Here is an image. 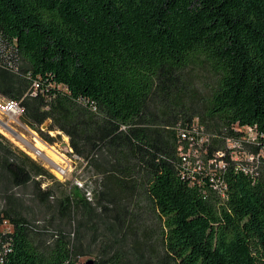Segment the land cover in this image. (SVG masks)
I'll return each instance as SVG.
<instances>
[{"label": "trees", "instance_id": "16d2710c", "mask_svg": "<svg viewBox=\"0 0 264 264\" xmlns=\"http://www.w3.org/2000/svg\"><path fill=\"white\" fill-rule=\"evenodd\" d=\"M0 97L90 174L0 133V264H264V0H0ZM194 126L223 167L183 160Z\"/></svg>", "mask_w": 264, "mask_h": 264}, {"label": "built area", "instance_id": "2783aa9c", "mask_svg": "<svg viewBox=\"0 0 264 264\" xmlns=\"http://www.w3.org/2000/svg\"><path fill=\"white\" fill-rule=\"evenodd\" d=\"M0 114L6 115L10 119H12L14 122H16L20 126H25L20 122V116L22 114V108L17 102L14 101H0ZM0 128H3L5 131H7L11 136H14L15 138H18L21 144L25 147L27 152L33 154L35 157H39L43 161H45L48 166H51V170L53 171L54 177L59 181H64L69 175V172L76 171V173H80L84 170V167L86 166L87 162L82 157H80L78 154L74 153L72 149L69 146L68 140L64 144V147H61L63 149L64 155H60L58 150L55 148V146L50 145L46 142L43 144L46 146L45 150H40L35 145L31 144L30 142L26 141L23 137L19 136L10 126L7 122H4L0 119ZM31 130V129H30ZM190 134L182 133V137L187 142V148L185 152H182L183 160L189 165L193 170H201L205 169L206 172H212L214 168H220L223 167L224 163L222 161V157L225 155V151H217L214 153L212 158H209L207 162L204 161L205 154L207 152V147L205 144L209 143L210 137L209 134H207L202 127L198 128L196 126L193 127V130ZM67 139L66 137H64ZM255 139L254 133L251 131V129L248 130V137H247V143H253ZM36 140V139H35ZM42 140V139H41ZM229 142L232 143V146H227ZM236 143H239V146H235ZM56 145V144H55ZM225 146L228 151L233 155L235 152L232 151L233 149L242 150V141L241 140H231L228 139L225 142ZM234 147V148H233ZM46 151H52L57 152L61 158V161L63 164H59L54 160H51L50 157L46 154ZM223 152V153H222ZM33 157V156H32ZM244 161L247 163H253L254 158L252 156H248L244 154L242 156ZM234 159H237L235 156ZM79 165V168H78ZM205 165V166H204ZM253 168V167H251ZM250 168V170H252ZM77 185L78 187H82L83 183L81 180H76L74 184H70V186Z\"/></svg>", "mask_w": 264, "mask_h": 264}, {"label": "rangeland", "instance_id": "374dc122", "mask_svg": "<svg viewBox=\"0 0 264 264\" xmlns=\"http://www.w3.org/2000/svg\"><path fill=\"white\" fill-rule=\"evenodd\" d=\"M195 78L200 81V82H204L208 80V75L206 72L204 71H200L197 70L194 72ZM0 101H5L3 98L0 97ZM0 119L4 122H7L9 124V126L21 137H23L26 141L30 142L33 145H36L37 140H35L36 138L39 139V141L42 142V144L44 143L43 140H41L40 136L38 135V133L34 130H30L28 127H24L23 125L20 126L18 125L16 122H14L12 119H10L9 117H7L6 115H2L0 114ZM23 124V123H22ZM48 123H45L42 125L41 129L45 130L47 127ZM45 126V127H44ZM0 133L7 138L12 144H14L15 146H17L20 150H22L24 153H26L28 156H30L31 158H33L34 160H36L39 164H41L44 168H46L49 172H51L53 174V171L51 170V166H48V164L43 161L42 159H40L39 157H35L33 154L27 152L28 150L25 149V147L23 146V144L20 143V141L18 140V138H15L14 136H11L7 131H5L3 128H0ZM57 133V131H49L50 135H55ZM63 143L62 144H53V146H55V148L58 150V152L60 153V155H64L63 149H61V147H64V144L66 143L67 139H65L64 137L61 136L60 138ZM227 146H232V143L229 142V144H227ZM235 146H239V143H236ZM234 148V147H233ZM46 148H44L45 150ZM52 151H46V154L48 155V157H50L51 160L56 161L59 164H63L61 161V158L59 157V159L54 158V155L52 154ZM223 153V152H222ZM33 156V157H32ZM79 168V165H78ZM88 174L87 172H85L84 170L80 173H76V171H70L68 177L66 178L65 182H68L69 185L70 184H74L76 180H81L83 182H85V180H87L89 182L90 179H88ZM64 182V181H62ZM93 183V182H92ZM45 184H43L44 186ZM17 191V190H15ZM23 200L25 202L26 205L28 206H34L33 202L31 201V197L28 194H25L23 197ZM3 205V199L0 196V208ZM34 209H36V207H34ZM8 227L6 225H3L0 227V231H4L7 230ZM95 257L93 256H83V257H79L78 258V263L79 264H85L88 260H94Z\"/></svg>", "mask_w": 264, "mask_h": 264}, {"label": "bare ground", "instance_id": "6f19581e", "mask_svg": "<svg viewBox=\"0 0 264 264\" xmlns=\"http://www.w3.org/2000/svg\"><path fill=\"white\" fill-rule=\"evenodd\" d=\"M36 140H37V142H36V145L35 146L37 148H39L40 150H44V148H46V146L44 144H42V142L39 141L38 138H36ZM52 154L54 155V158L59 159L60 156H59V154L57 152H53Z\"/></svg>", "mask_w": 264, "mask_h": 264}, {"label": "water", "instance_id": "95a60500", "mask_svg": "<svg viewBox=\"0 0 264 264\" xmlns=\"http://www.w3.org/2000/svg\"><path fill=\"white\" fill-rule=\"evenodd\" d=\"M42 127V126H41ZM45 127V126H44ZM43 128V127H42ZM85 264H92V260H88Z\"/></svg>", "mask_w": 264, "mask_h": 264}]
</instances>
